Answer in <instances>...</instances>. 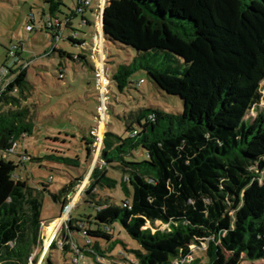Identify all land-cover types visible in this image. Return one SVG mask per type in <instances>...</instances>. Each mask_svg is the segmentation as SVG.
<instances>
[{"label": "trees", "instance_id": "1", "mask_svg": "<svg viewBox=\"0 0 264 264\" xmlns=\"http://www.w3.org/2000/svg\"><path fill=\"white\" fill-rule=\"evenodd\" d=\"M45 2L49 6L43 28L51 39L48 56L58 53L85 60L57 49L55 35L45 24L57 20L62 39L64 31L72 29L74 16L80 15L89 25L84 13L92 9L77 0L71 17L58 18L62 1ZM67 40L80 47L85 43L73 36ZM103 40L136 54L111 76L120 92L131 84L135 72L144 70L158 89L180 98L183 111L168 114L145 108L125 124L126 137L104 134L102 164L91 170L82 193V203L93 214L70 216L61 233L62 249L70 250L68 233L78 232L83 243L75 245L72 261L80 264L91 257L96 264H107L117 257L110 254L117 244L126 249L114 235L118 224L139 246L127 249L134 258L131 264H213L218 251L250 262L263 260L264 108L259 105L264 97V0H109ZM19 48L8 50L5 60H17L4 64L0 73V264H29L34 249L42 247L44 193L62 212L70 203L69 194L82 182L74 177L54 193L35 188L16 174L28 162L26 153L17 154L18 162L3 156L32 132L27 110L16 108L17 94L28 83V64L18 63ZM159 55L171 64L160 67L156 61H142ZM10 106L15 109L3 111ZM251 111L253 118L247 117ZM84 141L89 155L92 142ZM137 150L144 160L133 156ZM47 158L79 165L64 156ZM112 166L127 174L120 182L108 176ZM118 185L129 200L115 204L99 194ZM156 222L167 229L157 228ZM201 244L206 245L204 262L193 258L190 248ZM32 261L36 263V258ZM41 264L54 263L46 257Z\"/></svg>", "mask_w": 264, "mask_h": 264}, {"label": "rangeland", "instance_id": "2", "mask_svg": "<svg viewBox=\"0 0 264 264\" xmlns=\"http://www.w3.org/2000/svg\"><path fill=\"white\" fill-rule=\"evenodd\" d=\"M61 1L62 5L58 7L56 17H71L76 12L77 0ZM48 6L45 0H0V73L4 64L11 65L17 60V58L5 60L8 50L14 51L15 47H20L17 49L20 53L18 63L28 64V83L22 93L17 94L19 104L16 108L27 110V121L32 123L31 134L17 141V147L3 156L18 162L17 154L26 153L25 161L28 162L20 166L16 174L22 180L26 179L30 186L39 189L45 187L51 193L56 192L74 177L82 179V182L75 185L74 192L69 194L70 203L62 212L61 206L54 203L48 193H44L41 210L43 223L40 227L42 247L34 249L29 262L41 264L46 257H50L54 264H76L77 262L72 261L74 257L72 251L75 245L82 246L81 235L78 232H69L70 250L64 251L61 233L67 228L70 216L79 218L81 215L93 214V209L82 203V193L91 170L102 164L99 154L104 134L109 132L126 137L125 124L131 122L133 113L145 108H156L168 114H179L183 111V103L179 97L168 95L158 89L144 70L135 72L129 79L131 84L120 92L111 81V76L120 64H130L136 54L129 48L103 39L101 44L96 43L93 38L97 33L96 19L89 9L84 13L89 25L82 23L80 15L74 16L71 21L72 29H66L63 38L56 45L57 49L72 57L81 55L85 60L76 61L66 56L60 57L58 53L45 57L44 54L51 47L50 35L43 28L44 18L48 16ZM97 6L98 0H92L89 8L93 10ZM27 26H32L33 30L28 31ZM68 36L84 40L85 43L82 47L75 45L67 40ZM142 61L148 64L156 61L155 65L160 67L171 64L164 61L163 55L148 57ZM59 63L62 64L61 68L58 67ZM101 68L110 81L107 94L101 97L104 104L103 112L98 111L100 103L95 78V72ZM59 71L63 72L62 78L58 76ZM261 87L264 96V82ZM259 108H264V97ZM12 109L15 108L4 107L3 111ZM254 116L255 113L251 111L247 117ZM134 126L138 129L136 123ZM84 138L92 142L89 146V155L85 151L88 146L85 145ZM51 155L71 158L79 165L66 166L47 158ZM133 156L138 161L145 159L140 150L133 152ZM28 157H39L41 160L33 162ZM126 175L118 166H112L108 173L110 178L118 182ZM99 194L102 198L109 196L115 204L130 199L129 194H126L119 185L115 189H104ZM57 220L60 221L53 231H47L51 222ZM115 226L114 235L122 240L126 249L122 243L117 244L110 253L117 257L107 261V264H131L134 258L127 249H137L139 246L118 224ZM155 226L162 230L167 229V226L161 225L160 222H156ZM99 243L103 247L106 244L102 240ZM190 248L193 258H202L203 262L205 261V244L199 247L193 245ZM217 257V262L213 264H264V259L250 262L241 256L222 251L217 252ZM34 258L36 263L32 261ZM80 264L96 263L91 257H86Z\"/></svg>", "mask_w": 264, "mask_h": 264}, {"label": "built area", "instance_id": "3", "mask_svg": "<svg viewBox=\"0 0 264 264\" xmlns=\"http://www.w3.org/2000/svg\"><path fill=\"white\" fill-rule=\"evenodd\" d=\"M108 1L109 0H98L97 8L92 10V13L96 19V28H97V33H96V35H94L93 38H94V41L96 43L100 42V44L102 43V39H103L104 12H105ZM81 3L83 5H85L86 7H90L92 0H81ZM45 25L48 29L51 28L52 33L55 35L54 40H55V46H56V43L61 39V36H62L61 30L58 29V27H60L59 23L57 22V20L48 19L46 21ZM27 30H30V27H27ZM46 53L47 54H45V56H48V54H50V51H48ZM59 76H60V78L63 77L62 75H59ZM95 78H96L97 88H98V92H99L100 106L98 108V111L103 112L104 111V104H103V101L101 100V97H103V96H105V94H107L108 87H109V81H108L107 77L104 75V71L102 68L95 72ZM104 103H105V101H104ZM15 147H16V144H13L10 152H12ZM24 159H27V157L25 156ZM75 262H77L76 264H79L78 260H75Z\"/></svg>", "mask_w": 264, "mask_h": 264}, {"label": "bare ground", "instance_id": "4", "mask_svg": "<svg viewBox=\"0 0 264 264\" xmlns=\"http://www.w3.org/2000/svg\"><path fill=\"white\" fill-rule=\"evenodd\" d=\"M60 220H57L55 222H51V224L47 227V231L52 232L53 228L59 223Z\"/></svg>", "mask_w": 264, "mask_h": 264}]
</instances>
